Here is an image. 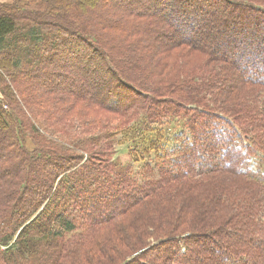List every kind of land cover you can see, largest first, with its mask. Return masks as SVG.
Returning a JSON list of instances; mask_svg holds the SVG:
<instances>
[{"label": "trees", "instance_id": "trees-1", "mask_svg": "<svg viewBox=\"0 0 264 264\" xmlns=\"http://www.w3.org/2000/svg\"><path fill=\"white\" fill-rule=\"evenodd\" d=\"M0 264H264V0L0 4Z\"/></svg>", "mask_w": 264, "mask_h": 264}, {"label": "rangeland", "instance_id": "rangeland-1", "mask_svg": "<svg viewBox=\"0 0 264 264\" xmlns=\"http://www.w3.org/2000/svg\"><path fill=\"white\" fill-rule=\"evenodd\" d=\"M120 3V0H114V4L117 5ZM5 108L7 109L8 107L5 106ZM118 158L120 159V161H122L121 163H131V159L128 156V154L125 152V147L124 146H117V155H115L114 160H118ZM135 168H138L137 165H134Z\"/></svg>", "mask_w": 264, "mask_h": 264}, {"label": "crops", "instance_id": "crops-1", "mask_svg": "<svg viewBox=\"0 0 264 264\" xmlns=\"http://www.w3.org/2000/svg\"><path fill=\"white\" fill-rule=\"evenodd\" d=\"M11 2H13V0H0V4L11 3Z\"/></svg>", "mask_w": 264, "mask_h": 264}]
</instances>
